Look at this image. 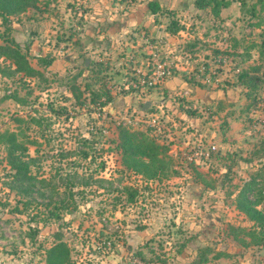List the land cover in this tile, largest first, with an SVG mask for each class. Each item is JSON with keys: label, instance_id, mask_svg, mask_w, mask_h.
Masks as SVG:
<instances>
[{"label": "rangeland", "instance_id": "374dc122", "mask_svg": "<svg viewBox=\"0 0 264 264\" xmlns=\"http://www.w3.org/2000/svg\"><path fill=\"white\" fill-rule=\"evenodd\" d=\"M224 1L0 15V44L36 70L0 55V133L26 145L32 175L13 179L0 136V264H50L58 241L63 264H264L235 206L251 181L264 210V0ZM121 129L161 145L153 170L121 162Z\"/></svg>", "mask_w": 264, "mask_h": 264}, {"label": "trees", "instance_id": "16d2710c", "mask_svg": "<svg viewBox=\"0 0 264 264\" xmlns=\"http://www.w3.org/2000/svg\"><path fill=\"white\" fill-rule=\"evenodd\" d=\"M36 2L37 0H0V15L4 17L5 14L22 11L26 7L35 6ZM193 5L198 8L211 5L214 10H217L220 6H226L227 1L193 0ZM148 7L150 12H155L159 9V4L150 1ZM170 28L174 31L178 29V26L173 24ZM0 55L12 59L15 68L23 73L32 74L36 72L16 46L0 44ZM44 61L48 62V60ZM0 136H3L6 142V159L13 169V179L17 181L30 180L32 175L28 170V161L25 159V156H27L26 145L16 139L13 131L1 132ZM118 146L121 149V162L126 167L138 169L140 166H146L151 171L153 166L157 165L156 162L159 161L158 153L161 151V145L147 135L141 134L138 136L134 131L121 129ZM251 188L252 182L245 181L235 195V206L252 222L251 228L246 231L249 237L248 242L260 244L264 248V210L258 208L255 201L248 196L247 192ZM67 256V248L62 241H58L46 249V261L50 264H63L67 262ZM201 260L203 259H198L197 264H200Z\"/></svg>", "mask_w": 264, "mask_h": 264}, {"label": "water", "instance_id": "95a60500", "mask_svg": "<svg viewBox=\"0 0 264 264\" xmlns=\"http://www.w3.org/2000/svg\"><path fill=\"white\" fill-rule=\"evenodd\" d=\"M147 103H148V102H145V103L143 104V107H145V106L147 105Z\"/></svg>", "mask_w": 264, "mask_h": 264}]
</instances>
